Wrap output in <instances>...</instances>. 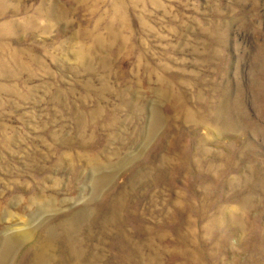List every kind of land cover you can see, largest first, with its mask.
<instances>
[{"label":"rangeland","instance_id":"1","mask_svg":"<svg viewBox=\"0 0 264 264\" xmlns=\"http://www.w3.org/2000/svg\"><path fill=\"white\" fill-rule=\"evenodd\" d=\"M0 11V264H264V0Z\"/></svg>","mask_w":264,"mask_h":264},{"label":"bare ground","instance_id":"2","mask_svg":"<svg viewBox=\"0 0 264 264\" xmlns=\"http://www.w3.org/2000/svg\"><path fill=\"white\" fill-rule=\"evenodd\" d=\"M2 11V10H1ZM0 11V12H1ZM104 181V180H103ZM102 181V182H103ZM38 200V199H37ZM33 203L35 204V201H33ZM42 205V204H41ZM23 235V234H22ZM24 235H26V234H24ZM23 238V237H22ZM21 241V237H19V236H14V237H11L10 239H8V242H9V246H10V248H11V242L12 243H19ZM8 242L6 243V245H8ZM3 260V259H2ZM4 261V260H3Z\"/></svg>","mask_w":264,"mask_h":264}]
</instances>
